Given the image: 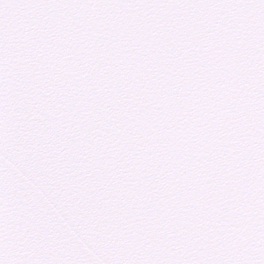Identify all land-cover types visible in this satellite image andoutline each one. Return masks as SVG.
Returning a JSON list of instances; mask_svg holds the SVG:
<instances>
[{
	"label": "snow or ice",
	"instance_id": "1",
	"mask_svg": "<svg viewBox=\"0 0 264 264\" xmlns=\"http://www.w3.org/2000/svg\"><path fill=\"white\" fill-rule=\"evenodd\" d=\"M0 264H264V0H0Z\"/></svg>",
	"mask_w": 264,
	"mask_h": 264
}]
</instances>
